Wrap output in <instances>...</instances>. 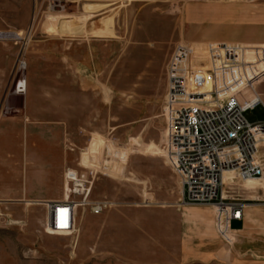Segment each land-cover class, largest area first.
<instances>
[{"label": "rangeland", "instance_id": "374dc122", "mask_svg": "<svg viewBox=\"0 0 264 264\" xmlns=\"http://www.w3.org/2000/svg\"><path fill=\"white\" fill-rule=\"evenodd\" d=\"M79 17L87 32L57 35L58 20ZM103 19L106 31H90ZM217 41L250 46L237 100L260 97L244 116L264 120V0H0V264H194L185 255L209 241L223 264H264L263 185L223 180L226 199L246 204L229 241L212 205L179 237L172 214L182 195L163 149L166 66L180 43ZM58 153L62 182L66 167L96 164L90 199L110 203L79 209L71 233L48 232L38 199L58 174L39 170V157ZM63 212L52 227L67 226Z\"/></svg>", "mask_w": 264, "mask_h": 264}, {"label": "built area", "instance_id": "2783aa9c", "mask_svg": "<svg viewBox=\"0 0 264 264\" xmlns=\"http://www.w3.org/2000/svg\"><path fill=\"white\" fill-rule=\"evenodd\" d=\"M250 65L249 45L217 41L197 47L180 43L166 66L163 149L180 179L181 202L212 205L215 227L227 241L230 221L242 220L246 204L223 195V172L231 171L238 179L264 173V120L249 122L244 116L261 99L243 104L237 100L248 86ZM93 168L66 167L63 200L45 202L49 233L72 231L79 209L100 214L110 206L90 199L98 173ZM58 209L64 210L65 228L51 226Z\"/></svg>", "mask_w": 264, "mask_h": 264}, {"label": "crops", "instance_id": "0c3cea01", "mask_svg": "<svg viewBox=\"0 0 264 264\" xmlns=\"http://www.w3.org/2000/svg\"><path fill=\"white\" fill-rule=\"evenodd\" d=\"M89 152H99L98 150H89ZM113 155V153H111V156ZM44 155H41L39 157V170L41 171H52V170H56V172L58 173L56 176V180L53 182V180H51V183H45V181H42L43 183H41V186H46L47 190H41V195H39L38 199H41L42 201H60L63 200L62 196H61V189H62V174H61V170L63 169L65 163H67L66 157L64 156V154L62 155V157L58 155L56 156L55 159H53L52 161H45L43 158ZM115 158V156H113ZM54 166H56V169H52ZM48 167V168H46ZM43 178V177H42ZM45 180H47V178H44ZM2 183H6L8 182V177L7 178H3ZM180 204L178 203V208L177 209H172V214L175 216V219L177 221V226H178V237L180 236V233L184 232V231H192L191 226H187L188 228H183L184 224H188L191 225L192 223L196 222V220L199 219V204H181V200L179 201ZM244 218H245V212H244ZM243 220H231L230 221V227L232 229V233L236 236L239 235L243 232V230L245 229V221ZM214 223V222H213ZM213 223H209L208 226H210L214 232V225ZM234 223V224H233ZM208 246L207 248L203 249V250H199L196 253H193L192 255H185L184 259L189 260L192 259L194 261H196L194 264H202V262L204 261H209V262H214V264H218V263H225L224 258L225 255L221 256L220 253V249L218 248V246H216L215 242L209 241L208 242Z\"/></svg>", "mask_w": 264, "mask_h": 264}, {"label": "bare ground", "instance_id": "6f19581e", "mask_svg": "<svg viewBox=\"0 0 264 264\" xmlns=\"http://www.w3.org/2000/svg\"><path fill=\"white\" fill-rule=\"evenodd\" d=\"M84 23H85V18H82V17L81 18L80 17L79 18H61L57 22L56 33H57V35H60V36H63V35L74 36V35H77L79 33H85L87 31L84 30ZM105 23H106L105 19H103L102 27L96 28V29H91L90 31H96L98 33H102L104 31H106ZM258 99H260V97L255 95L249 101H247V103L257 101ZM90 166L97 167V165L94 163H92ZM233 178H234L233 172L225 170L222 174V184L225 186V183L223 182V180L229 181V180H232ZM243 180H244L246 186L252 187V186L259 185V184L264 186V181L262 182V179H259V178H246ZM71 232H73V230Z\"/></svg>", "mask_w": 264, "mask_h": 264}]
</instances>
